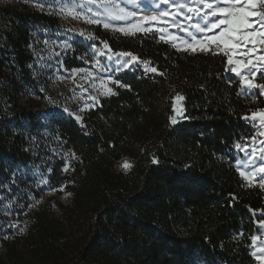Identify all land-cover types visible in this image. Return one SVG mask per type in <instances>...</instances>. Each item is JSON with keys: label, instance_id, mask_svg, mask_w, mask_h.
Listing matches in <instances>:
<instances>
[{"label": "trees", "instance_id": "1", "mask_svg": "<svg viewBox=\"0 0 264 264\" xmlns=\"http://www.w3.org/2000/svg\"><path fill=\"white\" fill-rule=\"evenodd\" d=\"M0 18L12 118L32 123L19 92L33 80L31 26L50 18L26 4L0 6ZM99 33L158 71L122 73L128 87L115 86L81 124L54 118L75 156L64 177L71 200H55L59 213L36 210L24 232L1 238L0 264H254L249 237L264 189L243 186L232 152L250 130L243 117L264 108V96L238 94L221 55L177 51L150 33ZM177 93L184 114L173 123ZM25 143L21 129L0 125V169L30 159ZM122 157L134 160L126 172L116 168Z\"/></svg>", "mask_w": 264, "mask_h": 264}, {"label": "rangeland", "instance_id": "2", "mask_svg": "<svg viewBox=\"0 0 264 264\" xmlns=\"http://www.w3.org/2000/svg\"><path fill=\"white\" fill-rule=\"evenodd\" d=\"M42 2L43 7L38 5L37 0H0V6L26 4L50 18L44 22H34L31 26L28 50L33 56L30 64L33 80L30 85L25 86L19 92V102L31 112L33 111L34 120L32 123L28 121V118H22L20 124H16V119L12 118L13 112L10 111L11 87L9 86V78L6 79L5 77L8 69L4 68L5 73L0 76V125L3 129L5 127L15 131L21 129L26 142L24 147L27 152H31L28 161L12 165H5L4 163V168L0 169V239L15 232H24L30 217L36 210L49 205L59 213L55 200L64 204L70 202L72 194L65 190L64 177L71 173L75 156L70 148L64 146L58 131L54 132L55 126H53L52 121L56 117H66L81 124L86 112L95 109L103 97L109 96L100 95L98 91H94L88 82L81 79L84 73L77 72L73 76L72 70L89 68L94 73L97 71L92 65V54L94 48L101 47V41H105L99 31L109 35H123L102 26L89 25L82 20L58 14V5L55 0H42ZM146 6L150 7L149 0H141V7ZM3 23L4 21L0 18V33L3 29ZM81 31L85 33L84 36L79 34ZM170 31L175 32L178 36L184 35L176 29H170ZM89 33L94 36V39L89 40L87 38ZM150 34H155L158 40L160 39V34ZM1 38L0 36V46L3 43ZM168 43L172 45V42ZM112 50L113 52H120ZM100 59L102 63L111 68L109 72L100 73L105 78L111 76L114 80H118L122 73L134 70L147 73L144 70L146 65L143 63H136L128 69L116 71L115 60ZM147 66L152 67L150 64ZM228 73L238 81L239 92H241L239 78L230 72ZM78 85H83V87H78ZM115 86L117 85L109 84L113 92ZM256 91L259 93L257 89L254 90L253 94L247 95L255 96ZM89 95L95 96L98 103L91 107H84L85 104H92V101L88 99ZM66 108L68 109L67 112L65 111ZM173 111L172 122L173 120L177 122L183 118V100L175 102V110L173 107ZM76 116L81 117L79 122L76 120ZM247 124L250 128L248 133L242 135L233 144V166L236 172L237 161L243 158V153L238 152L235 145L245 142V138L254 132L251 124L248 122ZM133 161L131 158L122 157L117 160L116 168L126 172L132 166ZM125 163L129 164L130 167L124 168L122 165ZM66 167L67 171H65ZM262 213L259 210L254 215L260 217ZM253 234H257V224L256 232ZM251 251L249 245L250 254ZM199 264L205 263L200 262ZM254 264H260V262L254 258Z\"/></svg>", "mask_w": 264, "mask_h": 264}, {"label": "snow or ice", "instance_id": "3", "mask_svg": "<svg viewBox=\"0 0 264 264\" xmlns=\"http://www.w3.org/2000/svg\"><path fill=\"white\" fill-rule=\"evenodd\" d=\"M55 2L58 14L89 25L102 26L125 36L158 33L161 40L172 42L177 51L221 55L226 58L225 70L239 78L241 93L238 94H253L258 89L259 95L264 96V82H259L264 81V0H149L150 7L143 8L141 0ZM37 3L43 7L42 0H37ZM170 29L184 35L178 36ZM79 34L85 35L83 31ZM87 38L92 40L94 36L89 33ZM100 58L115 60L116 71L128 69L136 63L145 64V72L158 71L155 67H148V61H140L132 52H113L106 41H101V47L94 48L92 54V65L97 71L94 73L89 68L72 70L73 76L77 72L84 73L81 79L100 95L115 94L109 84L128 87L111 76L105 78L100 75L101 72L111 71ZM88 99L92 104H85L84 107L98 103L95 96L89 95ZM183 99L179 93L176 94L173 98L174 110L175 102ZM75 118L78 122L81 120L80 116ZM243 119L251 124L254 132L245 138V142L235 145L236 150L243 153V158L237 161L236 170L244 182L243 186L264 189V108L251 110ZM153 162H156L155 159ZM122 166L126 169L130 167L127 163ZM256 224L257 234L250 236L251 255L264 264V213Z\"/></svg>", "mask_w": 264, "mask_h": 264}]
</instances>
